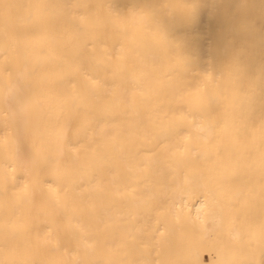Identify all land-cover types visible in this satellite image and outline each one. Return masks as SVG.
<instances>
[{
	"label": "bare ground",
	"instance_id": "obj_1",
	"mask_svg": "<svg viewBox=\"0 0 264 264\" xmlns=\"http://www.w3.org/2000/svg\"><path fill=\"white\" fill-rule=\"evenodd\" d=\"M0 264H264V0H0Z\"/></svg>",
	"mask_w": 264,
	"mask_h": 264
},
{
	"label": "clouds",
	"instance_id": "obj_2",
	"mask_svg": "<svg viewBox=\"0 0 264 264\" xmlns=\"http://www.w3.org/2000/svg\"><path fill=\"white\" fill-rule=\"evenodd\" d=\"M154 27L162 34V36L164 37V43L166 44V37L163 27L160 25H154Z\"/></svg>",
	"mask_w": 264,
	"mask_h": 264
}]
</instances>
